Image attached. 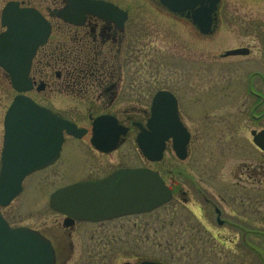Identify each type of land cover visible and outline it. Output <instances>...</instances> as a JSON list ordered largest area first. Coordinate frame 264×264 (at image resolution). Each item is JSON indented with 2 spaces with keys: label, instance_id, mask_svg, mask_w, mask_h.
I'll use <instances>...</instances> for the list:
<instances>
[{
  "label": "flooded vegetation",
  "instance_id": "1",
  "mask_svg": "<svg viewBox=\"0 0 264 264\" xmlns=\"http://www.w3.org/2000/svg\"><path fill=\"white\" fill-rule=\"evenodd\" d=\"M14 1L19 5L29 6L26 5L29 0ZM95 1L117 5L113 0ZM156 1L160 5L159 1ZM66 3V0H38V8L32 6L48 20L50 33L45 42L37 47L32 57L27 77L29 88L26 91L10 89L13 92L11 100L16 96L28 97L36 106L72 123L76 133H68L64 128L61 130L62 142L57 157L46 167L27 175L22 182L21 192L24 190L26 178L33 173L40 174L43 171L50 176H61L65 170L67 172L70 170L73 175L71 181L63 183L54 190L75 182L105 180L112 177L116 171L127 168L151 169L166 183L164 172L151 165H162L168 152L181 160L173 151L174 138L168 137L164 140L161 158L156 161L144 157L137 143L139 135L143 136L144 132L149 131L148 121L152 115L153 99L159 91L164 93L158 101V111L168 116L174 131L177 130L175 117L173 118L176 114L188 134L186 159L193 158L192 148L194 152L197 142L194 121L195 125L196 122L202 121L206 126H204L207 131L206 137L215 148L220 149L219 153L229 148L239 150L243 143L241 138L244 136L242 134L245 125L252 124L248 129L249 142L260 155H264V51L262 55L259 51L254 61L251 60L245 65L247 69L245 76L240 78L233 76L236 67L227 66L232 75L223 79L225 91L219 95L220 98L213 99L203 110H198L200 105H197L199 99L196 98V89L197 82L202 77L197 76V50L198 46L199 49H207L204 39L209 38L215 29L209 33H202L192 22L190 14L168 12L178 25L173 35L174 73L172 77L153 76L146 70L147 65L151 64L147 40L151 36L159 35V23L153 22V18H142L139 14L130 18L128 9H124L126 15L121 23L118 16L106 12L85 13L80 22H68L56 14V10ZM55 4L59 7L51 10L49 5ZM219 4L220 1L213 22L215 27L218 22ZM53 18L59 23L56 24ZM0 28L1 31L3 28L1 26ZM237 48L242 49L243 53L227 56L221 53L214 58L213 55H205L204 59L200 56L199 61L211 64L213 59L238 60L253 54V50L244 45L224 51ZM0 72L10 85V79L1 67ZM156 84L161 87L155 86ZM4 113L5 110L1 117L0 159ZM196 117H198L197 121ZM160 135L164 137V131ZM138 161L143 162L144 165L139 163L133 165V162ZM251 169L254 185L258 187L254 192L257 197L255 204L260 205L264 202V188H260L264 183V163L257 162ZM166 184L171 190L169 202L173 200H179L182 204L187 202V193L180 189L181 186L177 188L175 184ZM50 195L51 192L47 195V206L56 219L39 224L56 225L48 230L39 227L30 228L49 239L54 250V264H67L70 260L74 250L72 235L76 231L82 239L88 236V242L98 239L95 228L86 234L85 226L114 224L123 218L145 217L156 211L159 212L160 208L167 205L115 217H112L111 205L108 207L111 210L109 217L104 215L96 219L100 216L97 212L107 207L86 206L85 211L76 216L50 208ZM213 208L216 222L222 224L221 212L216 207ZM154 218L158 219L159 215ZM258 218L260 223L263 218L260 213ZM143 261L166 264L151 258L141 259L137 264Z\"/></svg>",
  "mask_w": 264,
  "mask_h": 264
},
{
  "label": "rangeland",
  "instance_id": "2",
  "mask_svg": "<svg viewBox=\"0 0 264 264\" xmlns=\"http://www.w3.org/2000/svg\"><path fill=\"white\" fill-rule=\"evenodd\" d=\"M6 1L0 0V11ZM113 1L118 7L128 9L130 18L139 14L142 18H153V22L160 24L159 35L147 40L151 64L147 65L146 70L149 75L172 77L173 35L178 25L168 14L169 11L156 0ZM26 5L39 6L38 0H29ZM49 7L53 10L59 5ZM219 8L215 31L209 38H201L207 49H199L198 46L197 50V76L202 77L196 89L197 105H200L198 110H203L225 91L223 79L232 75L227 66L236 67L233 76H245V65L255 59L259 51L261 55L264 51V0H220ZM53 21L59 23L54 18ZM238 45L253 50L252 56L238 60L213 59L211 64L199 61L200 56L202 59L205 55L218 57L225 49ZM10 88L0 72V147L1 117L13 95ZM247 125L239 150L229 148L219 153L220 149L215 148L206 137V126L202 121L195 125L194 121L197 142L194 152L192 148L193 158L178 160L168 152L162 165H151L164 172L166 183L175 184L177 188L181 186L180 189L186 191L187 202L182 204L179 200H173L160 208L159 212L145 217L85 226L86 234L95 228V234L99 237L88 242V236L82 239L76 231L72 235L73 254L67 264H137L144 258L157 259L166 264H264V202L255 204L257 197L254 192L258 187H255L250 173L252 165L264 163V155H260L249 142L248 129L252 124ZM138 163L144 165L141 161L133 162V165ZM44 175L48 173H33L26 178L24 190L1 209L10 226L48 230L56 225L39 224L56 219L47 206V195L54 188L71 181L73 175L70 170H65L61 176ZM260 188H264V183ZM212 205L221 212L222 224L216 222ZM259 213L263 217L260 223ZM157 214L159 218L155 219Z\"/></svg>",
  "mask_w": 264,
  "mask_h": 264
},
{
  "label": "water",
  "instance_id": "3",
  "mask_svg": "<svg viewBox=\"0 0 264 264\" xmlns=\"http://www.w3.org/2000/svg\"><path fill=\"white\" fill-rule=\"evenodd\" d=\"M56 12L65 21L80 22L85 13H112L121 23L126 11L114 4L95 0H66ZM172 13L190 14L192 22L202 33H208L216 18L219 0H160ZM82 18V19H81ZM0 66L9 74L11 85L18 91L29 88L27 79L31 59L37 47L50 33L49 22L32 7H20L17 1L7 2L1 11ZM243 53L232 49L224 53ZM163 91L153 99L149 131L139 135L137 143L142 154L151 161L161 158L164 140L174 138L173 150L186 157L188 134L176 114L174 131L168 116L158 111ZM62 128L75 134V127L48 110L36 106L28 97L13 99L4 117V141L0 159V207L7 206L21 191L26 175L51 163L58 155ZM164 131V137L160 134ZM148 136V138H144ZM170 189L155 171L136 168L115 172L112 177L95 182H78L54 191L50 206L78 216L90 205L107 207L98 211L100 219L149 211L170 200ZM103 212V213H101ZM0 264H54L53 248L39 232L25 226L11 227L0 212ZM130 264V263H124ZM140 264H158L143 261Z\"/></svg>",
  "mask_w": 264,
  "mask_h": 264
}]
</instances>
